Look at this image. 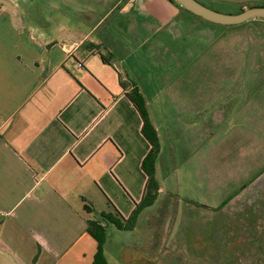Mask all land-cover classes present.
<instances>
[{
	"label": "crops",
	"instance_id": "crops-1",
	"mask_svg": "<svg viewBox=\"0 0 264 264\" xmlns=\"http://www.w3.org/2000/svg\"><path fill=\"white\" fill-rule=\"evenodd\" d=\"M182 14L168 0H118L95 20L57 14L46 36L0 6V264H92L86 221L113 210L129 217L149 145L130 87L120 86L131 73L125 59L147 27L181 34L182 17L191 20ZM257 38L224 35L213 51L234 83L260 97L240 114L230 106L220 117H186L179 148L162 135L165 158L148 117L157 197L132 230L105 226L108 264H264V34ZM161 175L188 190L163 192Z\"/></svg>",
	"mask_w": 264,
	"mask_h": 264
},
{
	"label": "rangeland",
	"instance_id": "rangeland-1",
	"mask_svg": "<svg viewBox=\"0 0 264 264\" xmlns=\"http://www.w3.org/2000/svg\"><path fill=\"white\" fill-rule=\"evenodd\" d=\"M116 1L118 0H0V6L11 10L24 23L37 25L47 33L46 36H53L54 27L50 24L58 15L67 22H71L74 17L95 20ZM196 1L211 10L229 15L238 13L239 8L264 7V0ZM181 11L182 15L191 19L189 21L182 17L185 24L179 27L181 34L170 29L168 32H155L154 27L146 26L148 32H142V37H147V40L139 49L134 50L130 58L125 59L126 68L123 71L125 74L131 72L129 78L121 73L124 83L131 86L132 80L138 87L145 100L148 117L156 119L154 122L159 128L160 139L167 133L172 137V145L176 148L181 144V128L190 126L186 117H220L222 113L227 114L230 106L234 108L233 115L237 109L240 114L247 101L252 98L260 99L255 97L257 94H249L244 80L234 83L231 74L220 69L213 51L218 39L224 35L251 37L253 41L250 44L255 45L259 40L257 36L264 34V20L261 19L256 22L249 20L236 26H217ZM144 27L145 25L142 30ZM63 34L62 31L59 35ZM237 39L242 40L240 37ZM237 43L238 48H244L243 41ZM122 56L125 57V54ZM162 146V157L165 158L168 145L165 143L164 148V140ZM159 184L163 192L173 190V193H182L185 189L188 190V186H177L178 182L174 179L166 180L163 175L160 176ZM126 255L131 257L132 253L128 251Z\"/></svg>",
	"mask_w": 264,
	"mask_h": 264
},
{
	"label": "trees",
	"instance_id": "trees-1",
	"mask_svg": "<svg viewBox=\"0 0 264 264\" xmlns=\"http://www.w3.org/2000/svg\"><path fill=\"white\" fill-rule=\"evenodd\" d=\"M168 1L180 8L173 0ZM180 9L183 10L182 8ZM102 61L105 63L107 62L104 58H102ZM120 86L122 88L126 87L125 83H120ZM129 87L130 89L126 92L125 96L141 119V135L149 145V149L141 161V169L146 176V182L139 203L134 206L131 214L126 220L121 218L119 214L113 210L110 213L100 212L98 214L99 220L86 221V233L95 242V253L93 255L92 264H108L103 251L105 226L110 225L119 231L132 230L138 214L144 209L152 206L158 193L157 182L154 178V163L159 152L156 132L148 119V113L141 93L134 84ZM84 210L89 212V209L86 206L84 207Z\"/></svg>",
	"mask_w": 264,
	"mask_h": 264
},
{
	"label": "water",
	"instance_id": "water-1",
	"mask_svg": "<svg viewBox=\"0 0 264 264\" xmlns=\"http://www.w3.org/2000/svg\"><path fill=\"white\" fill-rule=\"evenodd\" d=\"M187 13L212 25L236 26L249 20H264V7H250L234 15L222 14L201 5L196 0H173Z\"/></svg>",
	"mask_w": 264,
	"mask_h": 264
}]
</instances>
